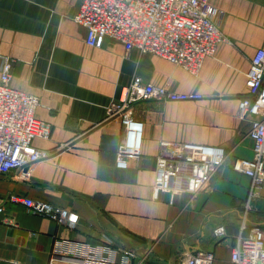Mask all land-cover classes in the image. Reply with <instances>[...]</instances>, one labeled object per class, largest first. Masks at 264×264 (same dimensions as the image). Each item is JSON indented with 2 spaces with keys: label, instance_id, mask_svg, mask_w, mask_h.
<instances>
[{
  "label": "crops",
  "instance_id": "0c3cea01",
  "mask_svg": "<svg viewBox=\"0 0 264 264\" xmlns=\"http://www.w3.org/2000/svg\"><path fill=\"white\" fill-rule=\"evenodd\" d=\"M210 3L228 40L195 75L111 37L101 47L89 45L86 28L74 19L80 0H0V76L4 58L13 59L12 85L40 98L35 114L51 125L48 137L34 140L47 155L29 178L0 175V264H72L53 253L74 242L131 248L138 255L131 264H181L201 248L215 251L214 264H236L231 253L250 178L232 164L254 155L251 118H239L237 110L252 56L264 48V0ZM136 74L202 96L137 102L141 151L123 167L117 152L125 132L120 118L107 120V109ZM171 142L226 148L227 162L209 189L194 194L180 179L173 189L157 190L158 157ZM13 192L67 208L78 222L60 224L11 203ZM248 223L264 224V190ZM220 224L227 227L222 238L214 234Z\"/></svg>",
  "mask_w": 264,
  "mask_h": 264
},
{
  "label": "built area",
  "instance_id": "2783aa9c",
  "mask_svg": "<svg viewBox=\"0 0 264 264\" xmlns=\"http://www.w3.org/2000/svg\"><path fill=\"white\" fill-rule=\"evenodd\" d=\"M218 13L210 0H80L74 19L86 28V41L91 46L101 47L105 39L111 37L128 48L155 54L197 75L205 59L215 55L218 45L228 40L218 22ZM13 63V59L5 57L0 76V175L16 171L19 177L27 179L35 164L47 155L34 140L48 137L51 125L35 114L40 98L12 85ZM246 85L247 92L240 99L237 115L243 120L251 118L249 134L254 140V155L237 158L232 164L233 169L250 178V186L231 259L236 264H264V224L249 226L248 223L253 201L264 190L263 47L252 56ZM201 96L154 84L136 74L122 86L120 97L110 102L107 109V120L120 118L125 132L117 152V164L127 166L141 151L143 124L133 114L137 102L188 100ZM228 155L221 145L164 143L158 157L155 186L157 190H170L180 179H185L192 193L207 190L227 162ZM8 201L60 224L75 226L79 219L77 213L67 208H56L23 193H10ZM3 210L4 206L0 205V212ZM214 234L220 238L226 236V225H218ZM119 254L120 260L117 259ZM59 256H65L72 264H131L138 257L131 248L88 242H74L68 248L63 243L58 244L53 257ZM215 260L214 250L201 248L184 255L181 264H214Z\"/></svg>",
  "mask_w": 264,
  "mask_h": 264
}]
</instances>
